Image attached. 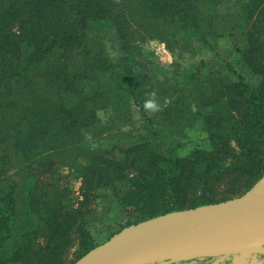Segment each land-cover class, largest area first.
I'll return each mask as SVG.
<instances>
[{"label": "trees", "instance_id": "obj_1", "mask_svg": "<svg viewBox=\"0 0 264 264\" xmlns=\"http://www.w3.org/2000/svg\"><path fill=\"white\" fill-rule=\"evenodd\" d=\"M135 33L170 51L179 37L187 52L228 39L237 61L155 80L138 40H127ZM102 35L118 40L119 72ZM150 99L159 111L144 108ZM133 106L145 119L138 128ZM106 108L116 123L86 141ZM193 128L205 147L178 157L174 140ZM62 169L80 179L74 204ZM263 178L264 0H0V264H62L77 241L74 264L98 246L90 219L103 194L123 230ZM224 183L231 197L214 201L208 187Z\"/></svg>", "mask_w": 264, "mask_h": 264}, {"label": "rangeland", "instance_id": "obj_2", "mask_svg": "<svg viewBox=\"0 0 264 264\" xmlns=\"http://www.w3.org/2000/svg\"><path fill=\"white\" fill-rule=\"evenodd\" d=\"M137 31L141 32L142 30L138 28ZM100 38L113 71L119 72V60L123 53L120 45L118 44V40L113 36L107 35H102ZM127 40L130 43L138 40L136 41V44H139L142 54L147 57L152 77L155 78V80H161L165 77L170 82H175V80H179V78L177 77V73L176 75H174L173 72H177L179 68H181L182 70H187L189 67H193L198 64V62H205L208 65L217 66L220 63V58L231 60L236 57V54L234 53V44L228 39H219L218 41H216L214 44V52L209 51L205 47H202L198 42H194L192 44V52L184 51V44L181 37L175 40L177 43L172 47L173 51L168 50L162 41L156 38L151 39L147 36L138 37L137 33H135V35L130 37L129 39L127 38ZM216 53L219 56H217ZM173 55H175L176 58L175 56L173 57ZM236 61L237 59L234 58V60L232 61L233 64H236ZM173 62L177 64L176 69L171 68ZM244 73L247 77L250 78V73L246 72L245 70ZM248 81L251 84H254L256 82L250 79ZM149 112L152 113L151 110ZM96 118L97 123L94 125L95 127L87 131L86 141L94 139L95 134H99L101 131L107 130V128H110L114 125V123H116L110 108L98 110L96 112ZM132 120L135 128L141 127L145 123V119L141 116L139 109L135 106L132 107ZM127 128L124 129V131H126ZM114 131L115 129H112V131L110 132ZM137 133L135 132L133 133V135H137ZM203 138L204 134L200 132L199 128H193L191 131L187 132L186 137H178L174 140V146L177 147V149L174 151L175 155H177L178 157H182L192 152V150H194L195 148L200 149L201 147H205L202 141ZM61 172L63 183L65 184V186H68L69 191L71 192L69 198L74 204L75 199H77V197H80V179L78 177L70 176L69 178H67V169H62ZM206 193H210L214 201H219L226 197L229 198L232 194L229 191V186L226 183L215 185L212 187L209 186ZM242 195H239L237 197L235 196L234 198L225 200L223 202L238 198ZM98 202H100V199L98 200ZM101 203V206L98 207V210L94 212L91 219L89 218L91 233L98 246L108 242L111 238H113V236L116 235L113 234L115 232H118L121 225L126 221V218H123V216L120 214L114 198H112L111 196L105 197L103 194ZM219 203H213L210 205ZM121 231L122 230H120L117 234H119ZM73 236L74 235H72L71 238ZM45 245V240H40L38 242V246H40L42 249L45 247ZM78 248V242L71 241L63 254L62 264H71V262L75 258L74 254L78 252ZM237 254L240 255L229 253L212 257L185 258L171 262H162L160 264H264V255L263 257H260L259 255L255 256V254L251 253Z\"/></svg>", "mask_w": 264, "mask_h": 264}, {"label": "water", "instance_id": "obj_3", "mask_svg": "<svg viewBox=\"0 0 264 264\" xmlns=\"http://www.w3.org/2000/svg\"><path fill=\"white\" fill-rule=\"evenodd\" d=\"M262 196H264V178L261 181L257 182L249 191L238 198L219 204L206 205L197 207L195 209L170 213L155 218L158 219L176 213L200 211V215L196 224L193 226L187 236L184 239L177 241L174 246L169 244L141 245L126 252L118 253L116 255H106L109 251V247L113 241V238L118 235L116 234L108 242L89 251L74 264H160L162 262H171L185 258L212 257L229 253L264 254V243L259 244L256 247L248 248H213L202 249L199 251H196V249L194 248L197 239L203 233L211 231L212 229L220 227L221 225L229 224L234 220H239V217H241L252 207H254L258 201V198ZM155 219L140 223L126 229L137 227L141 224L151 222ZM126 229H123L121 232ZM104 254L105 256H103ZM102 256L103 259H101Z\"/></svg>", "mask_w": 264, "mask_h": 264}, {"label": "bare ground", "instance_id": "obj_4", "mask_svg": "<svg viewBox=\"0 0 264 264\" xmlns=\"http://www.w3.org/2000/svg\"><path fill=\"white\" fill-rule=\"evenodd\" d=\"M199 215L200 211L176 213L126 229L113 238L106 255H116L141 245L174 246L187 236ZM239 218L203 233L195 243L196 251L248 248L264 243V196L259 197L256 205Z\"/></svg>", "mask_w": 264, "mask_h": 264}, {"label": "clouds", "instance_id": "obj_5", "mask_svg": "<svg viewBox=\"0 0 264 264\" xmlns=\"http://www.w3.org/2000/svg\"><path fill=\"white\" fill-rule=\"evenodd\" d=\"M153 96H154V94H153ZM144 108L146 110H151L152 112H156V111H159L160 105L157 104L154 99H150V100L145 102Z\"/></svg>", "mask_w": 264, "mask_h": 264}, {"label": "crops", "instance_id": "obj_6", "mask_svg": "<svg viewBox=\"0 0 264 264\" xmlns=\"http://www.w3.org/2000/svg\"><path fill=\"white\" fill-rule=\"evenodd\" d=\"M263 247H264V245H263ZM251 254H255V253H251ZM234 255H240V254H234ZM258 255H259L260 257H263L264 254H255V256H258ZM208 263H209V262H208Z\"/></svg>", "mask_w": 264, "mask_h": 264}]
</instances>
